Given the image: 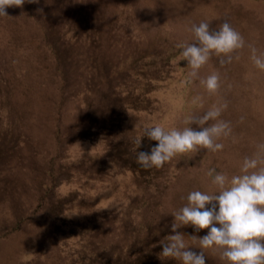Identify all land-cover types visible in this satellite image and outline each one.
Instances as JSON below:
<instances>
[{"label":"rangeland","instance_id":"obj_1","mask_svg":"<svg viewBox=\"0 0 264 264\" xmlns=\"http://www.w3.org/2000/svg\"><path fill=\"white\" fill-rule=\"evenodd\" d=\"M0 17V264H181L160 256L174 211L191 191H217L209 169L239 174L264 143V0H39ZM227 21L246 41L239 59L213 55L210 94L189 82L177 44L192 25ZM203 97V107L194 105ZM226 101L232 137L218 152L145 169V128L183 129ZM191 127L198 129L193 124ZM143 138L141 146L135 140ZM178 231L206 235L192 226ZM194 251L198 244L189 241ZM206 264H227L205 249Z\"/></svg>","mask_w":264,"mask_h":264},{"label":"clouds","instance_id":"obj_2","mask_svg":"<svg viewBox=\"0 0 264 264\" xmlns=\"http://www.w3.org/2000/svg\"><path fill=\"white\" fill-rule=\"evenodd\" d=\"M26 0H0V17H8L6 9L22 7ZM38 3L39 0H27ZM195 40L192 43L177 44L181 56L187 61L189 82L199 80L208 93L217 94L221 88L219 72H213L206 78L199 76V70L215 55L221 66L230 64L239 51L244 49L246 41L229 22L225 21L213 29L206 21L192 25ZM250 58L256 68L264 71V53L251 44ZM194 105L203 107V97L195 96ZM226 101L214 104L202 115H189L187 125L182 130L171 128L165 130L161 125L145 128L143 136L156 145L150 152L138 151L137 163L145 168H162L178 155L197 153L201 149L213 153L223 150L221 139L232 137L229 121L221 119L226 110ZM197 125L198 129L191 127ZM143 138L135 140L138 148ZM233 142L235 138L232 137ZM217 191L207 193L200 190L191 191L187 203L174 211V220L170 234L166 235L160 245V256L178 260L181 264H206L205 249L217 253L227 264H264V143L257 145L252 156H245L239 174L229 177L218 173L215 168L207 172ZM192 226L196 232L207 229L206 235L186 236L179 229ZM198 244L200 251H194L189 243Z\"/></svg>","mask_w":264,"mask_h":264},{"label":"trees","instance_id":"obj_3","mask_svg":"<svg viewBox=\"0 0 264 264\" xmlns=\"http://www.w3.org/2000/svg\"><path fill=\"white\" fill-rule=\"evenodd\" d=\"M134 263H135V264H139L140 261L136 259V260L134 261Z\"/></svg>","mask_w":264,"mask_h":264}]
</instances>
